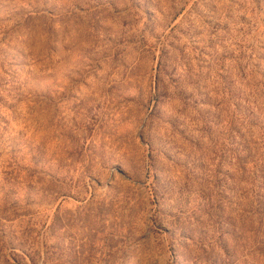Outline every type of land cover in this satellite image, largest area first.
I'll return each instance as SVG.
<instances>
[{"label":"rangeland","instance_id":"1","mask_svg":"<svg viewBox=\"0 0 264 264\" xmlns=\"http://www.w3.org/2000/svg\"><path fill=\"white\" fill-rule=\"evenodd\" d=\"M0 264H264V0H0Z\"/></svg>","mask_w":264,"mask_h":264}]
</instances>
